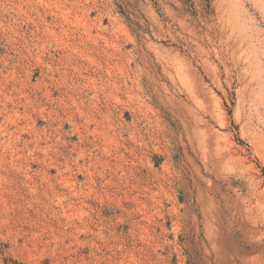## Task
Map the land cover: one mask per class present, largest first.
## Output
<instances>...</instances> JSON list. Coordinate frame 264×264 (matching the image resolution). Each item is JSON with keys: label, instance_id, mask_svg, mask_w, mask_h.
Here are the masks:
<instances>
[{"label": "rangeland", "instance_id": "rangeland-1", "mask_svg": "<svg viewBox=\"0 0 264 264\" xmlns=\"http://www.w3.org/2000/svg\"><path fill=\"white\" fill-rule=\"evenodd\" d=\"M260 1L0 0V264H264Z\"/></svg>", "mask_w": 264, "mask_h": 264}, {"label": "bare ground", "instance_id": "bare-ground-1", "mask_svg": "<svg viewBox=\"0 0 264 264\" xmlns=\"http://www.w3.org/2000/svg\"><path fill=\"white\" fill-rule=\"evenodd\" d=\"M256 2H254L256 5L259 3L258 1L259 0H255ZM264 1V0H263ZM263 1H260V4H261V9L263 8L264 9V4L262 3ZM260 4L258 5V7L260 6ZM262 9V10H263ZM258 100V99H257ZM257 103V102H256ZM181 104V103H180ZM188 106V105H187ZM258 108V107H257ZM186 110H188V108L186 109ZM192 110V109H191ZM189 111V110H188ZM194 112H196V111H194ZM253 112H254V110H253ZM179 113V112H178ZM191 113V112H190ZM190 113L188 114V116H190ZM196 115H197V112L195 113ZM186 116V115H185ZM184 116V117H185ZM193 116V115H192ZM193 117H195L196 118V116L194 115ZM197 118H198V116H197ZM194 119V118H193ZM192 119V120H193ZM178 120V119H177ZM185 120V119H184ZM183 119H182V123H183V127L185 128V133H186V135L190 138L192 135H194V137H195V139H193V140H195L196 142H197V144H198V147H199V149L200 150H202L204 147H205V139L204 138H202L201 137V135H200V137L201 138H199V133H200V131L198 132L196 129H200V127L199 128H196V127H198V126H196L197 125V122H196V124H194V126H196V127H194L193 125H192V122H190L188 125L186 124V122L184 121ZM194 121V120H193ZM196 121V120H195ZM252 122V121H251ZM254 126V125H253ZM259 128V127H258ZM184 130V129H183ZM201 130V129H200ZM260 130V129H259ZM254 134V133H253ZM260 135V134H259ZM259 135H258V137H259ZM254 136V135H253ZM256 136V135H255ZM257 141V140H256ZM255 141V142H256ZM254 142V143H255ZM260 142H261V140H260ZM253 143V144H254ZM261 144V143H260ZM256 145V144H255ZM209 146V145H208ZM256 146H258V145H256ZM207 147V146H206ZM259 147V146H258Z\"/></svg>", "mask_w": 264, "mask_h": 264}]
</instances>
